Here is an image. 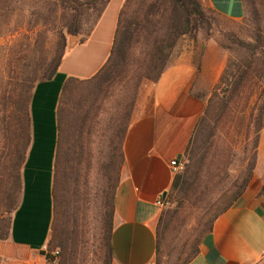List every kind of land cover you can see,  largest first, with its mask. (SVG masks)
<instances>
[{"label": "crops", "instance_id": "1", "mask_svg": "<svg viewBox=\"0 0 264 264\" xmlns=\"http://www.w3.org/2000/svg\"><path fill=\"white\" fill-rule=\"evenodd\" d=\"M124 0L106 2L81 42L68 47L54 77L33 86L31 138L21 167V191L8 237L0 240V264H44L50 237L56 109L68 77L93 76L108 58ZM222 17L238 21L242 0H207ZM199 71L191 54L169 59L158 79L141 94L123 140V163L112 216V264H154L156 227L170 191V161L183 154L204 102L194 90ZM200 94V93H199ZM253 176L243 194L214 221L187 264H264V178Z\"/></svg>", "mask_w": 264, "mask_h": 264}, {"label": "trees", "instance_id": "2", "mask_svg": "<svg viewBox=\"0 0 264 264\" xmlns=\"http://www.w3.org/2000/svg\"><path fill=\"white\" fill-rule=\"evenodd\" d=\"M57 1L72 11L74 22L70 24L67 31L77 34L79 29L75 20L78 14L84 9L93 8L98 2L104 5L109 0ZM242 1L245 7L243 19L256 23L254 28L258 27L260 22L258 10L251 0ZM206 4L207 0H124L118 14L111 51L105 63L90 78L68 77L64 81L56 109L57 138L52 179L53 208L50 237L47 242L49 251L56 250L57 253H46L47 262L51 263L58 259V264H75L77 215L80 204L86 202L89 194L86 190V174L90 163V145L93 142L94 128L99 119V101L104 87L115 82H123L128 84L126 88L129 85L132 86V97L128 98L129 104L127 103L124 114L120 116L121 119H113L112 123L115 124L111 126L109 147L99 162V174L102 179L100 260L101 264H112L111 233L114 196L123 163L122 146L126 130L133 119L137 101L168 66L171 51L178 39L187 36L192 41H196L198 32L204 29L208 33L202 43V49H204L210 37L209 28L212 23L210 14L222 17ZM256 31L258 37L252 40L234 37L231 34L234 42L248 53L249 57L237 64L230 59L226 62L208 102H205L203 94H194L204 102V108L182 156L178 158L184 160L183 169L174 174L170 188L180 204L190 203L208 186L210 180L206 182L202 178V172L207 151L206 143L210 136L209 122L217 111L219 115L226 111L238 86L253 65V56L264 54L259 38L262 37L259 28H256ZM65 51L63 50L57 56L49 70L44 72L36 82L54 77ZM200 64V60L195 63L197 71L200 70ZM31 92L27 100H16L15 127L10 131L9 136L12 165L9 176L11 188L8 191L9 202L6 211L11 214L7 221V230L3 229L0 239L8 237L12 213L19 202L17 194L21 191V167L31 138L29 112ZM215 97L216 102L212 106L211 103ZM251 124L254 138L241 179L234 180L231 185L233 191L225 202L202 218L195 244L181 264H187L199 252L198 243L211 232L214 221L235 203L249 184L256 165L259 131L264 126V100L258 106ZM202 146L204 150L201 153L199 148ZM173 212L162 210L158 218L155 255V261L158 263L161 240Z\"/></svg>", "mask_w": 264, "mask_h": 264}, {"label": "rangeland", "instance_id": "3", "mask_svg": "<svg viewBox=\"0 0 264 264\" xmlns=\"http://www.w3.org/2000/svg\"><path fill=\"white\" fill-rule=\"evenodd\" d=\"M251 2L259 13L260 22L256 28L261 33L262 37L259 38L264 49V0ZM102 7L103 4L98 2L93 8L82 10L75 20L78 33L71 34L67 29L74 22L73 13L57 0H0V234L7 228L11 214L6 211L12 165L9 136L15 127L16 100H27L33 85L49 70L57 56L68 47L81 42ZM210 15V37L204 49L202 43L208 33L201 29L196 41L187 36L180 37L169 57L177 59L180 55L189 53L195 63L200 60L199 76L194 90L204 95L205 102L213 94L226 62L230 59L237 64L249 57L234 42L231 34L246 40L258 37L254 28L256 23L243 18L235 21L215 14ZM72 35L77 36L74 42ZM263 78L262 53L253 56V65L238 86L226 111L220 115L217 111L209 122L210 136L206 143L202 172V178L206 182L210 180L207 188L188 204H180L174 192L168 193L169 203L162 210L174 212L161 240L160 261L158 263L154 260V264H181L195 244L202 218L225 202L233 191L231 185L234 180L240 181L254 138L251 121L264 100ZM127 85L115 82L104 87L99 101V119L94 128L86 174V190L89 194L86 202L80 204L77 215L75 264H101L99 226L102 179L99 162L109 147L111 126L115 124L112 123L113 119H121L120 116L124 114L132 97V86L126 88ZM215 102L216 97L211 105L214 106ZM203 150V146L199 148L201 153ZM181 161L184 164V160ZM254 171L257 175L264 174V126L259 131ZM17 196L19 199L20 193ZM200 243L201 241L198 244ZM54 251L56 250L50 252L46 244L45 254H52ZM57 262L58 259H55L44 264H58Z\"/></svg>", "mask_w": 264, "mask_h": 264}, {"label": "built area", "instance_id": "4", "mask_svg": "<svg viewBox=\"0 0 264 264\" xmlns=\"http://www.w3.org/2000/svg\"><path fill=\"white\" fill-rule=\"evenodd\" d=\"M170 166H171L172 172L175 174L183 169V162L179 160L178 158H175L170 161ZM168 203H169V200L167 199V196H164V197L159 196L156 199V204L162 208L167 206ZM42 249L46 252V245H44ZM53 253H57V251H54Z\"/></svg>", "mask_w": 264, "mask_h": 264}, {"label": "water", "instance_id": "5", "mask_svg": "<svg viewBox=\"0 0 264 264\" xmlns=\"http://www.w3.org/2000/svg\"><path fill=\"white\" fill-rule=\"evenodd\" d=\"M71 37H72V42H74V40L76 39L77 36L76 35H72ZM180 157H181V154L178 155V158H180ZM162 196L163 197L166 196V192H163L162 193ZM40 253L43 254V255H45V251L44 250H41Z\"/></svg>", "mask_w": 264, "mask_h": 264}]
</instances>
